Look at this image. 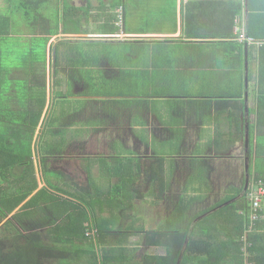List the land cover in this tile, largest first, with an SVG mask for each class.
<instances>
[{"label": "crops", "instance_id": "1", "mask_svg": "<svg viewBox=\"0 0 264 264\" xmlns=\"http://www.w3.org/2000/svg\"><path fill=\"white\" fill-rule=\"evenodd\" d=\"M24 1L0 0V120L23 119L30 97L45 84L47 101L34 136L48 132L50 140L40 146L55 156L48 164L50 184L39 156L33 155L27 170L17 165L15 175L4 169L8 163H0L2 246L11 240L7 223L15 214L23 221L39 217V209H25V203L43 186L53 185L50 192L56 199L48 213L61 215L56 223L63 224L58 230L53 225V264H94V259L98 264H135L148 254L164 255L168 246L154 245L149 232L160 229L179 202L193 200L195 213L201 200L208 205L224 199L246 178L249 148L239 137L251 124L256 137L252 170L258 169L257 136L263 132L256 128L257 93L264 88L258 58L263 43L247 34V26L249 14L261 15L254 21L264 34V0H253L252 8L249 0H41L48 6L45 14L37 13L38 19L42 16L36 24H63L66 6L76 14L68 20L71 31L51 36L46 64L39 66L20 59L26 37L34 36L25 32L31 21L19 7ZM121 7L123 28L118 24ZM137 21L155 28L141 31L132 27ZM11 24L22 30L9 31ZM77 25L79 31L73 27ZM63 39L80 41L85 48L63 45L57 50L54 44ZM129 42L145 49L91 48ZM229 43L243 44V51ZM53 55L59 57L54 62ZM239 55L249 62L248 84L245 67L235 64ZM171 89L197 93H156ZM69 90V97L60 94ZM234 93L242 96L232 97ZM116 156L135 159V191L129 195L117 188L122 179L121 164L111 158ZM76 169L79 174L72 172ZM27 182L35 185L31 194L10 211V190L21 185L19 198ZM82 188H89L88 198L81 200L86 208L70 218L61 202L72 192L85 193ZM17 223L21 237L30 234ZM86 226L98 230V239L102 233L100 260L87 251L90 242L82 236ZM46 243L52 247L51 238Z\"/></svg>", "mask_w": 264, "mask_h": 264}, {"label": "trees", "instance_id": "2", "mask_svg": "<svg viewBox=\"0 0 264 264\" xmlns=\"http://www.w3.org/2000/svg\"><path fill=\"white\" fill-rule=\"evenodd\" d=\"M249 1L250 8H252L253 0ZM45 6H48V3L42 2L41 0H25L23 8L21 6L19 7L26 15V20L31 21V24H27L34 28V32H31V35L38 37L44 36L48 42L51 36L58 34L61 29L64 33L72 30V26H70L68 20L69 17L76 14V12L66 6L63 14L65 22H63V24H54L52 32L49 27L50 23L41 21L36 24V21L46 13ZM37 13L42 14L39 19ZM47 16H49L48 11ZM256 18L261 19L262 17L261 15H256L254 12L249 14L247 34L263 43L259 48L258 62L260 63V82L264 84V34H260V30L258 31V25L256 26V22L254 21ZM6 20L8 22L12 21L11 18H6ZM12 25L13 27L15 26L14 24L9 25V31L11 30L17 33L14 31L15 27L12 28ZM73 27L75 30L79 31L81 26L77 25ZM110 29L115 31L111 26ZM138 41L143 44L145 42V40ZM63 45L68 49H78L76 46L80 45V41L74 42L70 39H63L54 44L57 50ZM112 45L113 43L105 44L104 46L101 44L100 46L91 48L100 47L106 49L107 46ZM129 45H132V42H129ZM229 45H233L234 48L243 51V44L241 43H229ZM29 58H32V61H28L27 64L31 63L38 66L46 64L45 61L41 63L40 60L36 59L34 51H32L31 56L28 55V59ZM57 58L59 57L53 55V62ZM235 64H240V68L244 69V57L242 55L236 57ZM250 72H252V70H250ZM70 93V90L60 92L64 97L71 96ZM236 95L242 96V93H234L231 96L236 97ZM46 101L47 89L44 84L34 96L30 97V106L24 113L23 119H16L14 116H9V118H5V121L0 120V163H8L4 166V169L8 170L10 175L16 174L17 165L25 166L26 170L33 165L34 153L31 147V141H33L34 133L40 123V117L43 113ZM256 113V128L258 131L263 132L264 88L262 87L257 93ZM254 128L252 124L249 126V149L246 155L250 157L251 167L249 169L250 183L247 189L246 178L244 177L242 184L238 187H232L233 193L226 198L208 205L204 200H201L202 206L199 208L200 210L197 209L195 213L191 211L193 200L179 202L167 217L164 225L158 230L149 232V234L153 235L151 242L154 245L168 246L166 253L164 255H145L141 261H137L135 264H178L180 258V264H264V210H260L259 218L253 220V206L249 196L252 180L261 179L264 181V156L262 155V153H264L262 150L264 149V132L261 133L260 136H257L258 154L256 155L259 157L257 161L258 169L255 173L252 170L254 140L256 138L254 136ZM246 132L243 131L239 137V139L243 140L244 146H246ZM17 134H19V137H17ZM14 135L15 137H12ZM24 143L26 145L25 150L23 148ZM41 148L42 150L36 148V156H39L41 163L44 165L43 170H46V168H49V159L55 156V154L53 152L50 153V148L48 151H45L43 147ZM111 158L121 164L119 171L122 182L117 185V188L120 189V191L127 192L125 194L129 195L133 190L135 191L133 184L137 171L131 168L133 166L131 164L135 159L131 158L127 160L120 156ZM107 161L108 159L104 160V163ZM129 171L130 173H128ZM128 175L132 177L131 181H127L126 177ZM33 185L34 184L27 182L24 195H21L19 198L16 197V194L17 192L22 193L21 185L19 189L16 187L15 190H10V211L15 209L24 198H27L28 195L31 194L33 187H35V185ZM51 187H53V185L43 186L25 203V209H29L33 206L36 210L39 209L41 213L39 217L36 216V218H30L27 221L24 220V222L23 219H20L18 214H15L5 226L4 229L7 232L6 236L11 238V240L9 239L7 246L3 247L1 244L3 237L0 236V264H53V225L61 215L57 216L56 214L53 215L48 213V209L53 211V201L56 199L53 193L50 192ZM83 191L86 192H72L67 194L68 197L66 199L64 198V201L61 202L63 203V210L69 212L70 218L75 212L82 211L86 208L84 202L85 199L88 198L89 188L83 189ZM130 199L131 198L128 199V202L122 200L121 204L129 203ZM0 201H3L2 198ZM58 201L60 200L58 199ZM27 213L30 214L31 210H27ZM86 218L89 220V216ZM16 223L25 228L26 231H30V234L21 237ZM62 225L61 222L56 223L54 229L58 230ZM44 229H47L46 234L41 233V230L42 232L45 231ZM98 233L97 230L94 234H89L86 226V230L84 228L82 236L90 242L87 251H89L90 255H94V258L100 260L102 259L100 256L101 249L98 244L103 238L102 233H100L101 238L98 239ZM47 238H51L52 247H49V244L46 243ZM171 245H174V247H171ZM60 257H66V255ZM94 260V264H98L96 261L97 259Z\"/></svg>", "mask_w": 264, "mask_h": 264}, {"label": "rangeland", "instance_id": "3", "mask_svg": "<svg viewBox=\"0 0 264 264\" xmlns=\"http://www.w3.org/2000/svg\"><path fill=\"white\" fill-rule=\"evenodd\" d=\"M13 27V26H12ZM15 28H14V31L15 32H17V31H19V30H22V28L21 27H23V26H17V28H16V26H14ZM19 27H20V29H19ZM25 27V26H24ZM49 27H50V29L52 30V32H53V24H50L49 25ZM130 24L127 22V29L129 30L130 29ZM132 27H134V28H137V29H139V30H141V31H144V30H146V29H151V28H155V26H145V25H142V24H140L138 21H137V25H134V26H132ZM18 29V30H17ZM25 32L26 33H29V34H31V32H34V28H33V26H28V25H26V28H25ZM28 35V34H27ZM51 42V41H50ZM50 42H48L47 43V40L44 38V36H42V37H38V36H33V37H31V36H27L26 37V40H25V50H26V52H24V53H21L20 52V59L21 58H24V60H25V62H26V64L28 63V61L29 62H31L32 61V58H29L28 59V55H30L31 56V54H32V51H31V49L34 51V55H35V57H36V59H38V60H40V62L42 63L43 61H45V52H46V49L48 48V45H49V43ZM23 43V42H22ZM77 48H85L84 46H82L81 44L80 45H78V46H76ZM75 47V48H76ZM106 49L107 50H110V49H115V50H121V51H123V50H129V49H141V50H144L145 49V47H144V45H136L135 44V46H133V45H124V44H122V45H112V46H107L106 47ZM6 60H9V57H6L5 58ZM10 59H12V58H10ZM13 59H15V58H13ZM12 62V61H11ZM40 63V64H41ZM41 65H43V64H41ZM10 86H11V84L10 83H8V84H6V86H5V90H7V88H10ZM94 91H96V90H94ZM136 91H138V95H142V92L141 91H144L143 89H141V88H139L138 90H136ZM162 92H168L169 94L171 93V94H175V95H179V94H181V93H186V94H188V95H195L196 93H197V90L196 91H194V90H189V89H180V90H175V89H171V90H161V91H156V93H162ZM234 92H236V89L234 90ZM47 125V122L45 123V126ZM53 125V122L51 123L50 122V128H51V126ZM44 126V127H45ZM264 132V131H263ZM31 139V138H30ZM48 139V141L50 140L49 138H48V132H46V131H42V133H41V135L39 136V138L37 139L35 136H34V138H33V141H31V147H32V149H35V148H37V149H39L40 150V148H41V146H40V144H41V142L44 140V142L46 141ZM25 142V141H24ZM26 143V142H25ZM25 143H24V145H23V148H24V150H25V148H26V145H25ZM46 147H47V143H46ZM49 148V147H48ZM47 150V149H46ZM49 150V149H48ZM34 153V155H36V151H34L33 152ZM50 153H52V152H50ZM74 165V163H71V167L70 168H72V166ZM77 166H78V163H77ZM74 174H79L80 173V171L78 170V169H76V170H74V171H72ZM72 172H70L69 171V173L70 174H72ZM44 174H45V176H44V180L46 179L47 180V182L50 184V175H51V171L49 170V168H46V170H44V172H43ZM91 187L92 188H96V186L95 185H91ZM193 187V186H192ZM97 192L99 193L100 191H98L97 190ZM104 191L102 190V193H103ZM121 193H123V194H125V193H127V192H123V191H120ZM101 193V192H100ZM126 195H128V194H126Z\"/></svg>", "mask_w": 264, "mask_h": 264}, {"label": "built area", "instance_id": "4", "mask_svg": "<svg viewBox=\"0 0 264 264\" xmlns=\"http://www.w3.org/2000/svg\"><path fill=\"white\" fill-rule=\"evenodd\" d=\"M119 19L118 24L121 28L124 26V8L121 7L119 10ZM244 37V35H242ZM249 196L252 201L253 211H252V219H258L260 216L259 211L264 210V181L253 180L251 183V190L249 191ZM97 230L95 228L88 230L89 234H94Z\"/></svg>", "mask_w": 264, "mask_h": 264}, {"label": "water", "instance_id": "5", "mask_svg": "<svg viewBox=\"0 0 264 264\" xmlns=\"http://www.w3.org/2000/svg\"><path fill=\"white\" fill-rule=\"evenodd\" d=\"M245 70H246V84H248V81H249V62L248 60H246L245 62ZM246 101H248V98H249V94H248V91L246 92ZM246 148L248 149L249 148V131L246 132ZM249 158L247 160V166H246V170H247V173H246V189L249 185V181H250V176H249ZM180 261H181V258L179 259L178 261V264H180Z\"/></svg>", "mask_w": 264, "mask_h": 264}]
</instances>
